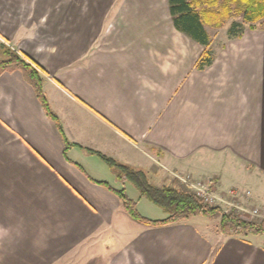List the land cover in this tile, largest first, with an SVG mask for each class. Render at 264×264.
<instances>
[{"label":"crops","instance_id":"1","mask_svg":"<svg viewBox=\"0 0 264 264\" xmlns=\"http://www.w3.org/2000/svg\"><path fill=\"white\" fill-rule=\"evenodd\" d=\"M26 5L0 0V38L44 78L63 131L28 69L0 74L4 248L47 264L98 242L110 254L104 264H264L257 234L226 235L194 217L132 225L119 198L94 181L127 182L97 151L148 179L202 177L213 169L195 160L226 151L264 171V30L246 28L216 49L211 40L214 60L198 69L204 46L176 28L168 0L112 2L104 12L94 5L83 15L73 4L68 17L35 21Z\"/></svg>","mask_w":264,"mask_h":264},{"label":"trees","instance_id":"2","mask_svg":"<svg viewBox=\"0 0 264 264\" xmlns=\"http://www.w3.org/2000/svg\"><path fill=\"white\" fill-rule=\"evenodd\" d=\"M170 14L176 28L204 46V50L196 63L198 69H205L214 60L211 48V34L208 27L219 28L232 20L227 30L229 38H240L246 28L264 30V0H168ZM0 74L9 68H19L22 72L28 69L30 80L41 102L58 128L62 126L57 114L50 108L43 94L44 78L38 70L26 61L6 43H0ZM66 148L69 145L65 139ZM116 171L123 183L131 181L140 191V197H148L160 206L167 215L163 218H151L138 209V200L131 198L125 185L120 188L107 181L94 180L114 193L122 203L128 215L139 223L148 226H161L196 216L217 219L214 229L226 235L246 236L264 234V217L256 218L237 208L224 210L219 204L210 203L197 194L184 181L177 179L173 184L153 185L148 181L147 173L130 165L117 161L97 151Z\"/></svg>","mask_w":264,"mask_h":264},{"label":"rangeland","instance_id":"3","mask_svg":"<svg viewBox=\"0 0 264 264\" xmlns=\"http://www.w3.org/2000/svg\"><path fill=\"white\" fill-rule=\"evenodd\" d=\"M21 4V2H26V9L24 11L28 12L30 15V20L35 21L36 18L40 19V15L46 14L48 20L56 18V16L68 17L70 6L80 7L79 11L85 14L89 11V7L97 8L103 7L102 12H104L107 6H110L112 2H115V7H118L120 3H123L127 0H47V9H39V5L43 0H7ZM24 6V5H20ZM21 10V9H20ZM116 11V9L114 10ZM114 11H112L114 13ZM100 17L103 14L99 15ZM113 16V15H110ZM235 19V18H233ZM232 19V20H233ZM225 23L222 27L213 28L208 27L212 38V48L216 49L222 46L223 41L227 37V30L230 26L231 21ZM29 21V20H28ZM3 41L0 40V43ZM5 43V42H3ZM7 46L12 50L13 48L7 44ZM0 55L1 51H0ZM195 162L202 163L203 165L213 169L212 171H207L208 174L202 177H195L194 175H172L170 178L167 176L165 178L155 177L152 173L149 174L150 178L148 179L150 183L162 185L167 184L172 180L173 184L177 179L180 181L187 182H201L203 187H207L208 190L216 193L218 199L214 200V204H219L224 210H230L231 208H237L239 211L247 212L251 216L256 218L264 217V171L256 170L254 171L250 165L243 164L242 160L233 154L232 152H225L221 154H205L204 156L198 157ZM106 165V164H105ZM108 170L111 168L109 165H106ZM215 171V172H214ZM117 174L120 172L116 171ZM203 172V171H202ZM223 175V176H222ZM176 176V177H174ZM174 177V178H173ZM164 179V180H162ZM168 182H166V181ZM126 191L128 195L138 200V209L139 211L151 218H163L167 213L156 203L150 200L148 197H140V191L137 186L131 181H127L125 184ZM223 198V200H221ZM127 220L130 221V224L136 226L139 224L133 220L127 213H124ZM209 222L210 228L217 223V219H210L206 216H197L192 219V222L197 227H202L203 222ZM216 231V230H215ZM113 246L115 242L117 245H120L121 236L117 234L110 235ZM256 240L264 242V234L258 235L255 237ZM9 242H1L0 246V264H47L42 263L41 258L35 257L31 258L27 253H24L21 249L8 248L4 245ZM101 242H98L91 249L76 248L72 250L69 254L64 256L59 261H55L51 264H104L105 261L109 258L110 254L104 253V247ZM107 243V242H106ZM13 244V243H12ZM88 245V244H87ZM179 250L171 252V255L167 258V262L173 257H179ZM113 254V252H112ZM7 262V263H3Z\"/></svg>","mask_w":264,"mask_h":264},{"label":"built area","instance_id":"4","mask_svg":"<svg viewBox=\"0 0 264 264\" xmlns=\"http://www.w3.org/2000/svg\"><path fill=\"white\" fill-rule=\"evenodd\" d=\"M1 41L5 42L2 38H0ZM6 43V42H5ZM186 182L191 189H193L197 194L203 196L206 201H209L210 203H213L215 199H218V195L210 190H208L207 187H203L202 183H195V182ZM223 200V198L221 199Z\"/></svg>","mask_w":264,"mask_h":264}]
</instances>
